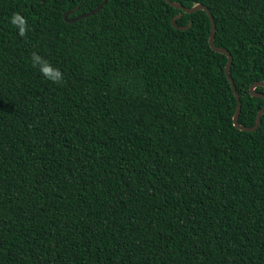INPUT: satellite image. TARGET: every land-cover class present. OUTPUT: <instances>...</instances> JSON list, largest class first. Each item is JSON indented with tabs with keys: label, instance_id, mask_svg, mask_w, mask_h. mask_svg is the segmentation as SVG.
I'll list each match as a JSON object with an SVG mask.
<instances>
[{
	"label": "trees",
	"instance_id": "16d2710c",
	"mask_svg": "<svg viewBox=\"0 0 264 264\" xmlns=\"http://www.w3.org/2000/svg\"><path fill=\"white\" fill-rule=\"evenodd\" d=\"M101 1L0 0V264H264V112L233 125L208 14L106 0L63 19ZM171 1L209 9L252 126L264 0Z\"/></svg>",
	"mask_w": 264,
	"mask_h": 264
},
{
	"label": "water",
	"instance_id": "95a60500",
	"mask_svg": "<svg viewBox=\"0 0 264 264\" xmlns=\"http://www.w3.org/2000/svg\"><path fill=\"white\" fill-rule=\"evenodd\" d=\"M165 1L168 2L171 6H173L175 8H178V9H181L183 12H186V13H192V12H195L197 10H204L208 14L209 19H210V24H211V29H210V34H209V38H208V43H209L210 47L213 50H215L217 52H220V53H223L227 57V63L225 65V74H226V76H227V78L229 80V83L231 85L232 91H233L234 96L236 98L235 112H234L233 117H232L233 125L236 126L240 130H245V131H254V130H256L258 128V126L260 125L261 115L264 112V103H263L262 107L257 111L255 123L252 126H244V125H241L238 122V116H239L240 109H241V102H240V96H239V94H238V92L236 90V87H235V84L233 82V79L231 78V76L229 74V68H230L231 63H232V55L230 54V52L227 49L221 48V47H218V46L215 45V43H214L215 24H214V21H213V16L211 15L209 9L205 5L200 4V3H196V4H194V5L190 6V7H186V6H184L181 3L176 2V1H171V0H165ZM105 2H106V0H102L93 9H91V10H89L87 12L81 13V14L75 16V17H72V18H68V14H70L71 12L76 10V8L71 9V10H67L62 15L63 19L65 21H67V22H73V21H76V20H78V19H80V18H82L84 16L91 15L94 12H96L97 10H99ZM178 16L179 15H176L175 17H173L171 19L172 26L174 28H177V29H186L190 25V23L187 26L177 25L176 24V18ZM257 86L264 87V81H255L254 83L251 84V86H250L251 95L252 96H256V97H261V98L264 99V94L263 93L255 91V88Z\"/></svg>",
	"mask_w": 264,
	"mask_h": 264
},
{
	"label": "clouds",
	"instance_id": "9594fccd",
	"mask_svg": "<svg viewBox=\"0 0 264 264\" xmlns=\"http://www.w3.org/2000/svg\"><path fill=\"white\" fill-rule=\"evenodd\" d=\"M10 23L18 30V35L25 37L28 32L27 19L20 13H13L10 17ZM33 67L39 66L40 72L48 80L55 84H60L63 81V73L58 69H53L47 62H42L41 58L36 54H32Z\"/></svg>",
	"mask_w": 264,
	"mask_h": 264
}]
</instances>
